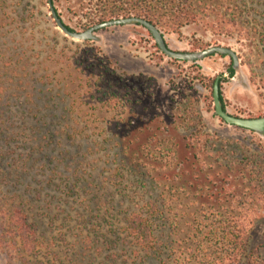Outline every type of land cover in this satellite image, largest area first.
I'll use <instances>...</instances> for the list:
<instances>
[{"label": "rangeland", "instance_id": "rangeland-1", "mask_svg": "<svg viewBox=\"0 0 264 264\" xmlns=\"http://www.w3.org/2000/svg\"><path fill=\"white\" fill-rule=\"evenodd\" d=\"M41 1L0 0V109L17 129L18 139L10 144L13 157L31 158L26 173L18 169L6 188L12 185L29 210L36 208L30 214L44 216L48 224L44 234L40 232L45 247L34 264H104L116 253L107 242L117 241L111 236L114 223L122 226L129 204L134 207L148 200L144 183L133 184L126 199L115 190L119 178L114 175L122 155L142 160L159 157L172 145L178 146L179 155H190L185 149L189 140L183 141L190 133L182 128L177 112L180 102L191 99L197 104L204 134L215 150L264 153V136L228 126L215 115L211 89V83L222 77L229 114L264 117V41L260 37L264 36V0H245L247 6L241 8L250 22L249 38L215 35L206 24L215 26L217 15L205 25H191L174 34L162 32L175 52L232 49L239 58L233 78L228 75L233 65L230 57L213 55L196 63L172 60L140 25L111 27L98 31L94 41H75L57 29L48 2ZM88 1L55 0L54 7L67 25L84 33L81 22ZM225 4L240 3L227 0ZM224 11L218 9L219 14ZM109 88L118 94V102L107 104ZM193 139L195 146L203 147L196 136ZM146 168L152 171L151 166ZM6 172L0 165V177ZM164 202L173 230L171 237L164 233L158 264H201L196 256L211 257L216 240L209 235V226L215 215L225 212V204L216 207L218 202H211L212 208L201 209L199 202L185 195ZM83 210L90 216V235H83L87 230L79 224ZM51 219L55 224H49ZM242 221L247 228L252 222L251 254L235 259L234 264H264V206L251 208ZM13 250L0 247V264H20ZM122 250L118 248L120 261H142L143 256L137 257L129 247L125 248L128 254Z\"/></svg>", "mask_w": 264, "mask_h": 264}, {"label": "trees", "instance_id": "trees-1", "mask_svg": "<svg viewBox=\"0 0 264 264\" xmlns=\"http://www.w3.org/2000/svg\"><path fill=\"white\" fill-rule=\"evenodd\" d=\"M46 1L48 4L51 2L54 7L55 0ZM226 2L227 0H223L221 4L215 0H89V7L86 14L82 15L81 25L82 30H89L112 20L134 17L146 20L160 32L174 34L191 25H205L208 18L217 15L215 26L206 24L215 35L249 38L252 33L249 29L250 22L244 18L241 10L247 3L245 0H239L240 4L231 7L226 5ZM219 8H225L226 11L219 14ZM54 9L63 24L70 31L77 32L65 23L55 7ZM18 14L23 20L27 19L23 17L22 12ZM254 31L257 32L256 29ZM260 37L264 41V36ZM235 73L232 66L228 70V75L233 78ZM222 82L221 77L220 101L226 110ZM214 83L215 81L211 83L212 90ZM105 98L107 104L118 102V94L111 88ZM177 112L182 128L190 133L189 138H183V141L189 140V143L185 144L189 156L179 155V151L176 152L178 146L172 145L173 148L164 152H160L159 149V157L155 154L154 157H146L143 160L123 155L120 158L114 175L119 178L115 190L126 199L133 184L144 183L146 187L148 185V189L144 191L148 200L134 207L129 204L128 209L131 210L124 214L122 226L117 227L114 223L115 230L111 236L117 237V241L112 238L107 242L114 247L116 253L110 254L104 264H129L127 261H120L119 247L123 249L124 254H128L125 248L129 247L137 257L143 256L140 264L148 261L158 264L163 255L164 233L170 234L171 237L173 230V220L166 212L164 201L180 195L192 198L197 205L199 202L201 209H205L206 206L212 208L211 202H218L216 207L222 206L223 203L226 207L223 214L215 215L213 212L214 221L209 226V235L216 240L215 251L212 254L215 258L205 254L204 259L200 260L201 257L196 256L201 264H234L235 259L239 257L247 259L248 254H251L249 248L252 222L247 228V224L242 220L247 218L248 211L254 206H264V153L249 149L253 153L247 155V152L240 148L228 152H224L223 147L215 150L216 145L204 134L205 127L197 104L191 99H188V103L180 102ZM10 122L11 118L5 116L0 109V165L2 170L5 168L8 170L3 178L0 177V185L5 183L3 189L0 188V228L3 229L0 234V247L4 245L9 250L15 249L13 252L18 255L20 264H34L33 259L38 260L42 255V248L45 247L41 244L40 238L41 233L44 234L43 227L48 224L42 219L44 216L41 215V219H38L40 217L30 214L36 208L29 210L24 197L12 185L10 189L6 188L9 185L7 180L15 178L18 169L26 173V167L31 160L13 157L15 153L11 150L10 144L11 141L18 139V133L15 127L9 125ZM21 135L26 134L21 132ZM195 136L199 139L198 142L202 143V148L195 146L197 143L193 139ZM58 145L61 147L60 143ZM198 149L199 154L196 152ZM147 165L152 167V171H146ZM47 209L50 213L53 212ZM82 212L79 224L85 231L91 220L87 219L90 216L86 211ZM46 215L51 218L49 214ZM49 224H55L54 219H51ZM93 228L95 229V226ZM91 233L93 231L87 230L83 235ZM42 238L46 239L44 235ZM60 239L65 241L64 235L60 234Z\"/></svg>", "mask_w": 264, "mask_h": 264}, {"label": "water", "instance_id": "water-1", "mask_svg": "<svg viewBox=\"0 0 264 264\" xmlns=\"http://www.w3.org/2000/svg\"><path fill=\"white\" fill-rule=\"evenodd\" d=\"M51 16L57 26V29L60 30L63 34L67 37L78 41V42H85V41H94L96 40L95 34L103 29L116 27V26H125V25H140L145 28L156 43L158 49L163 53L166 57L187 63H196L205 60L206 58L213 56V55H221V56H228L232 60L234 70H238L239 68V58L238 55L230 48L225 47H210L204 51L199 52H175L168 48L164 36L162 32H160L155 26L147 22L146 20L140 18H121L118 20H112L97 26H94L87 30L84 33L72 32L70 31L59 18L58 14L56 13L52 3H49ZM213 100H214V111L215 115L220 118L224 123L228 126L240 128L243 130H247L253 132L255 134L264 136V117L261 118H242V117H235L232 116L224 110L222 103L220 101V77H217L214 83L213 89Z\"/></svg>", "mask_w": 264, "mask_h": 264}, {"label": "crops", "instance_id": "crops-1", "mask_svg": "<svg viewBox=\"0 0 264 264\" xmlns=\"http://www.w3.org/2000/svg\"><path fill=\"white\" fill-rule=\"evenodd\" d=\"M205 69V68H204ZM207 75V74H206ZM207 76H209V75H207ZM210 77V76H209ZM232 81H235V79H232Z\"/></svg>", "mask_w": 264, "mask_h": 264}, {"label": "flooded vegetation", "instance_id": "flooded-vegetation-1", "mask_svg": "<svg viewBox=\"0 0 264 264\" xmlns=\"http://www.w3.org/2000/svg\"><path fill=\"white\" fill-rule=\"evenodd\" d=\"M233 66V65H232ZM220 79H221V77H220Z\"/></svg>", "mask_w": 264, "mask_h": 264}]
</instances>
